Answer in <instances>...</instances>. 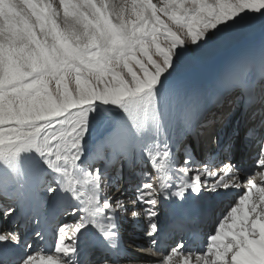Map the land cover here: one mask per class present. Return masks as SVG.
Masks as SVG:
<instances>
[{
	"label": "snow or ice",
	"instance_id": "6c2138e0",
	"mask_svg": "<svg viewBox=\"0 0 264 264\" xmlns=\"http://www.w3.org/2000/svg\"><path fill=\"white\" fill-rule=\"evenodd\" d=\"M257 21L264 28V0H0V162L33 173L43 163L62 178L48 196L67 192L80 204L70 233L59 227L50 252L20 264H71L88 224L108 246L101 264H124L115 220L130 212L135 221L141 205L151 247L140 252L156 253L161 197L199 202L174 221L193 242L206 222L213 227L195 250L177 243L140 264H264V57L226 55ZM209 60L221 61L219 70L200 80L195 73ZM145 134L150 149L140 142ZM33 151L39 159H21ZM213 151L227 160L219 172L196 165ZM145 169L159 183H138L132 208L123 193L108 196ZM213 198L230 199L217 213ZM2 211L8 217L14 209ZM30 219L51 226L55 214L41 205ZM6 241L19 237L0 234ZM9 249L0 264H17Z\"/></svg>",
	"mask_w": 264,
	"mask_h": 264
},
{
	"label": "rangeland",
	"instance_id": "374dc122",
	"mask_svg": "<svg viewBox=\"0 0 264 264\" xmlns=\"http://www.w3.org/2000/svg\"><path fill=\"white\" fill-rule=\"evenodd\" d=\"M156 2H157V0H153V3H156ZM245 33H246V36L244 38V42L247 41V40H249V39H253L255 41V43H254L255 44L254 45V51L257 53L258 56H261L262 55V49L264 48V28H262L261 25H260V23L257 21L255 23L246 25L245 26ZM259 40L261 41L260 43H258ZM240 46H241V49L240 50H237V49H239V47H237L236 49L234 48V51L236 50L234 52L235 56L237 58L249 59L248 58L249 56L246 55L247 52H248V50L245 47V45H243V46L240 45ZM249 47H250V45H249ZM219 62H220L219 60H209V61L203 63L199 67V69L197 70V72L195 73L196 77L199 78L200 80H209V78H210L209 73L211 74L212 72L211 71L208 72L207 70H205V67H208L209 68L208 70H212V69L219 70V68H218V66L220 64ZM118 113H121V111L118 110ZM43 166H46V165L43 164ZM84 166L85 165L83 164V167ZM6 168H8V170H9V166H7ZM85 168H86V166L83 169H80V170L83 171ZM141 178H143V180L146 179L144 175H142ZM118 183H119V181H117V183L115 184V186L111 188L112 191H115L116 189L118 190V187H117ZM127 185H129V183L124 180L123 183H122L123 191H125L124 189L126 187H128Z\"/></svg>",
	"mask_w": 264,
	"mask_h": 264
},
{
	"label": "bare ground",
	"instance_id": "6f19581e",
	"mask_svg": "<svg viewBox=\"0 0 264 264\" xmlns=\"http://www.w3.org/2000/svg\"><path fill=\"white\" fill-rule=\"evenodd\" d=\"M57 3H58V0H57ZM249 58V57H248ZM117 113V115H119V116H123V113L121 112V113H118V111L116 112ZM254 150H255V140L253 139L252 140V142H251V151L252 152H254ZM7 167V166H6ZM5 167V175H6V177L7 178H10L12 175H11V173L12 172H10L9 170H8V168H6ZM47 167V166H46ZM83 167V164H81L80 165V168H82ZM149 175V173L147 174V175H144L145 176V178H146V176H148ZM141 180H143L142 178H141ZM117 183V182H116ZM115 183V184H116ZM126 186V185H125ZM127 186H130V185H127ZM123 192V197H122V199L124 200V201H128L130 198H136V195L137 194H134V195H131V196H133V197H131V196H129L128 194H126V191H123V188L122 189H116L115 191H112V189L110 190V191H108L107 192V194H108V196L110 197V198H113V199H115V198H121V193ZM133 200V199H132ZM140 208H141V212L143 213V218H142V224L141 225H143V227H147V214H146V212L144 211V206L143 205H141V206H139ZM224 207V206H223ZM64 209H66L65 207H63V208H60L59 209V214H60V216H61V218H64V217H66V214H68V212H70L69 210L68 211H65ZM61 211H62V213H61ZM73 218H77V216H75V217H73ZM70 223H74V221H70ZM139 259H142V260H145V257H142V256H140L139 257ZM135 264H136V262H135Z\"/></svg>",
	"mask_w": 264,
	"mask_h": 264
}]
</instances>
